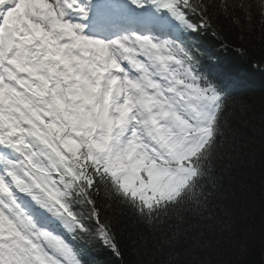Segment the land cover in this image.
I'll return each mask as SVG.
<instances>
[{
	"label": "snow or ice",
	"instance_id": "obj_1",
	"mask_svg": "<svg viewBox=\"0 0 264 264\" xmlns=\"http://www.w3.org/2000/svg\"><path fill=\"white\" fill-rule=\"evenodd\" d=\"M94 3L0 0V264H130L153 247L159 264H238L210 233L232 232L252 104L195 38L243 48L258 22L264 40V0H128L150 27L108 38ZM229 248L247 251L239 234Z\"/></svg>",
	"mask_w": 264,
	"mask_h": 264
},
{
	"label": "trees",
	"instance_id": "obj_2",
	"mask_svg": "<svg viewBox=\"0 0 264 264\" xmlns=\"http://www.w3.org/2000/svg\"><path fill=\"white\" fill-rule=\"evenodd\" d=\"M231 34L235 38L240 33L233 28ZM195 40L215 61L209 63L205 57L208 70L225 84L240 90L252 104V111L241 121L243 152L223 201L224 210L231 214L232 232L223 233L217 227L210 235L229 254L227 258L237 260L238 264H264V40L260 24L256 23L254 33L243 42V48L239 43L222 47L210 34H201ZM233 234L244 238L246 254L231 253L229 243ZM97 251L101 264H119L110 253ZM126 255L130 264L137 261L159 264L164 259V254L156 253L154 247L139 256L131 251Z\"/></svg>",
	"mask_w": 264,
	"mask_h": 264
},
{
	"label": "rangeland",
	"instance_id": "obj_3",
	"mask_svg": "<svg viewBox=\"0 0 264 264\" xmlns=\"http://www.w3.org/2000/svg\"><path fill=\"white\" fill-rule=\"evenodd\" d=\"M127 9H128L129 12H131L132 14H135V10H134V8L130 7L129 4L127 5Z\"/></svg>",
	"mask_w": 264,
	"mask_h": 264
}]
</instances>
